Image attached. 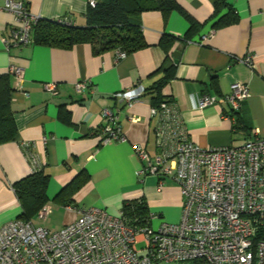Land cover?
Instances as JSON below:
<instances>
[{"label": "crops", "instance_id": "0c3cea01", "mask_svg": "<svg viewBox=\"0 0 264 264\" xmlns=\"http://www.w3.org/2000/svg\"><path fill=\"white\" fill-rule=\"evenodd\" d=\"M39 18L69 19L86 23L88 0H17ZM197 23L177 10H146L139 14L145 47L118 57V50L94 53L88 43L59 48L34 42L7 49L4 37L16 24L13 13L0 0V74L10 65L23 70L18 82L11 77L10 108L16 134L0 143V228L22 213L14 184L37 169L48 174L46 195L51 212L62 218L60 227L74 221V208L96 206L118 215L126 201L143 199L157 223L177 222L181 212L178 183L165 176L136 173L142 161L134 145L153 156L156 125L152 114L154 87L165 79L161 95L178 110L186 137L201 147L238 144L255 135L264 136V0H230L236 23L213 30L208 21L213 0H175ZM211 33L206 39L203 35ZM162 38L169 39L165 47ZM179 52L177 63L173 53ZM251 55L254 67L241 58ZM169 65L173 69L168 71ZM87 81L77 92L75 84ZM57 83L51 94L44 83ZM242 82L248 96L233 111L227 103L197 106L204 93L220 97L230 85ZM143 88L129 107L114 97L122 90ZM107 107L117 111L116 126L122 140L100 142ZM237 119L238 123L237 124ZM24 142H30L26 148ZM80 173L86 180L67 196L57 197ZM162 188L157 189L159 181ZM36 214L30 221L43 226ZM153 222V221H152ZM154 223V222H153ZM155 224V223H154Z\"/></svg>", "mask_w": 264, "mask_h": 264}, {"label": "built area", "instance_id": "2783aa9c", "mask_svg": "<svg viewBox=\"0 0 264 264\" xmlns=\"http://www.w3.org/2000/svg\"><path fill=\"white\" fill-rule=\"evenodd\" d=\"M94 6L95 0H88ZM3 8L14 14L16 24L4 37L7 49L32 42L31 31L39 16L22 1L4 0ZM58 22L70 24L69 19ZM212 31L203 35L210 36ZM125 54L118 51L117 56ZM253 68L251 55L241 58ZM16 82L23 70L10 65ZM87 81L77 82L81 91ZM44 88L54 94L57 83ZM141 86L122 90L114 97L129 107L140 99ZM242 82L230 85L228 93L201 95L197 106L227 103L233 111L248 96ZM159 117L156 125L157 152L151 156L142 145L134 153L142 161L138 176L148 174L174 179L180 188L181 212L177 222L130 225L122 216L91 206L74 208L77 218L58 230L36 226L17 218L0 228V264H264V136L255 135L238 144L201 147L186 137L173 102L152 107ZM106 123L101 143L122 140L116 126L117 111L101 110ZM30 142H24L27 148ZM160 180L157 189H161ZM51 205L44 203L36 213L45 219Z\"/></svg>", "mask_w": 264, "mask_h": 264}, {"label": "trees", "instance_id": "16d2710c", "mask_svg": "<svg viewBox=\"0 0 264 264\" xmlns=\"http://www.w3.org/2000/svg\"><path fill=\"white\" fill-rule=\"evenodd\" d=\"M146 10L166 12L177 10L190 22V29L197 23L175 0H95L94 6L88 5L83 26L61 23L57 20L39 18L32 27V42L59 47L71 48L75 44L88 43L94 53L118 50L124 54L145 47L144 36L138 22V16ZM238 16L230 0H213V12L208 21H212L213 30L236 23ZM162 38L160 45L168 51ZM173 69L169 65L168 71ZM12 75L9 72L0 74V143L13 140L16 127L10 108V96L13 91ZM165 79L154 87L152 95L153 107H159L162 102H171L161 95L160 88ZM237 124L238 119H237ZM80 173L70 184L64 187L57 197L70 196L77 190L86 177ZM49 176L37 169L14 184L16 195L22 206L20 218L29 221L39 208L48 201L46 187ZM123 218L132 226L143 227L151 222V212L143 199L130 200L121 208Z\"/></svg>", "mask_w": 264, "mask_h": 264}, {"label": "rangeland", "instance_id": "374dc122", "mask_svg": "<svg viewBox=\"0 0 264 264\" xmlns=\"http://www.w3.org/2000/svg\"><path fill=\"white\" fill-rule=\"evenodd\" d=\"M152 227L153 228H157L159 223H157L156 221H154V219L152 220ZM42 224L44 227H47L48 229L51 228V229H55V228H58L60 227V225L62 224V218L60 215H58L57 213H54L53 215H50L46 218L45 221H42ZM195 264H204V263H195Z\"/></svg>", "mask_w": 264, "mask_h": 264}, {"label": "water", "instance_id": "95a60500", "mask_svg": "<svg viewBox=\"0 0 264 264\" xmlns=\"http://www.w3.org/2000/svg\"><path fill=\"white\" fill-rule=\"evenodd\" d=\"M173 56L175 57L174 62L177 63V61H178V57H179V52H178V51H175V52L173 53Z\"/></svg>", "mask_w": 264, "mask_h": 264}]
</instances>
